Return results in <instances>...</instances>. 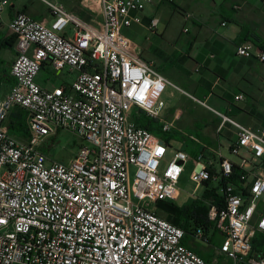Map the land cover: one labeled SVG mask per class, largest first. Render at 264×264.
<instances>
[{
	"label": "built area",
	"instance_id": "1",
	"mask_svg": "<svg viewBox=\"0 0 264 264\" xmlns=\"http://www.w3.org/2000/svg\"><path fill=\"white\" fill-rule=\"evenodd\" d=\"M44 1L51 21L19 11L9 23L17 55L14 83L0 97V264H264V252L253 249L256 235H264V128L212 108L143 58L124 29L143 23L151 0H96L102 17L96 23ZM9 3L0 0V12ZM158 23L152 18L147 29L156 33ZM237 53L264 62L253 42L238 45ZM46 68L76 77L46 87L37 80ZM167 90L218 115V133L232 124L235 139L216 147L192 133L176 137L183 111L168 105ZM15 108L27 112L28 139L9 130ZM140 113L171 137L139 126ZM60 130L84 141L68 162L43 149ZM190 142L203 147L190 152ZM225 148L236 158L225 157ZM187 174L204 193L185 203L200 202L206 224L181 227L157 212L159 200L179 204ZM216 234L222 242L210 260L185 243L210 246Z\"/></svg>",
	"mask_w": 264,
	"mask_h": 264
},
{
	"label": "crops",
	"instance_id": "2",
	"mask_svg": "<svg viewBox=\"0 0 264 264\" xmlns=\"http://www.w3.org/2000/svg\"><path fill=\"white\" fill-rule=\"evenodd\" d=\"M35 1L10 0L9 5L0 12V70L3 73L1 97L14 83L10 76V69L17 55L16 42L8 47L3 45L6 38L15 36L9 30L10 21L19 11L28 12L38 19L47 21L52 19L47 3L40 0L43 4H36ZM52 1L63 4L67 10L86 21L96 23L102 18L96 0ZM163 4H173L177 7L184 20L182 33L189 37L185 45L177 50L181 53V57L178 58L179 68L176 75L173 76L170 72L169 75L161 73L171 80L175 77L180 84H188L191 92L198 94L199 99L206 100L212 108L218 111L222 109L220 112L233 115L234 118L237 114L238 118L236 117L235 120L240 124L254 130L264 128V105H262L264 102V62L255 56L246 57L237 53L238 45L243 43L241 39L246 37L252 39L254 35L264 38V0H151L146 8L150 7L159 12ZM146 8L143 12V23L138 24L143 29H147L152 18L156 17L159 23L161 22L158 13L147 12ZM186 28L188 31H185ZM72 33V28L66 30V34ZM140 51L143 56L141 47ZM159 54H162V51ZM145 59L158 67L157 59L150 57H145ZM63 72H66L67 79L61 81L60 84L71 83L76 77V74H70L67 70ZM37 80L43 86H54L47 83L50 77L38 76ZM237 94H243L244 98L235 100ZM209 102L215 106L210 105ZM208 110L212 113L210 109ZM184 116L183 112L180 120ZM189 121L194 127L198 124L203 126L202 131L206 137L211 139L212 145L216 143L226 145L236 137L237 128L230 123L225 124L222 132L218 133L219 125L216 129H212L207 123L194 121L192 117ZM200 146L202 149L203 146ZM189 147L188 150L196 152L195 149H189Z\"/></svg>",
	"mask_w": 264,
	"mask_h": 264
},
{
	"label": "rangeland",
	"instance_id": "3",
	"mask_svg": "<svg viewBox=\"0 0 264 264\" xmlns=\"http://www.w3.org/2000/svg\"><path fill=\"white\" fill-rule=\"evenodd\" d=\"M41 1L36 0L35 2L36 4H43L42 3L43 1L42 2ZM43 8L46 9L45 5H43ZM146 10L147 12L154 11V13H158L160 15L161 22L159 23L157 32L153 33L145 28L143 29L138 24H133L132 26L125 28L124 32L128 36L133 38L137 43H139L144 53L143 57L145 55V57L157 59V65H158L157 69L160 72L164 73L165 75L167 74L169 75L170 72L174 76L176 75L179 68L178 58L181 57V53H179L177 50L178 48L180 49L185 45L186 39L189 37V35L182 33L184 20L181 18L177 7L173 4H163L160 7L159 12H157V10L150 9V7L146 8ZM160 51H162V54H159ZM65 73L66 72L56 75L51 73L50 70L46 68L40 72L39 77L41 78L50 77V80H48L47 82L49 83L48 85H55V84L58 85L61 83V81L67 79ZM172 81H174L176 84L180 85L186 90L189 89L188 91L191 92L190 90L191 88L189 87L188 84L185 83L180 84L175 77L172 79ZM197 95L195 96L197 97ZM165 97L167 99L169 106L171 104L175 106V108L181 109L185 113V116L178 122V127L180 128V130L182 132L194 134L195 136H197L202 140V143H205L207 145H212L211 139L206 137L202 131L203 126L199 124L197 125V127L192 126L193 121L190 120L192 121L190 122L189 118L192 117L194 121L198 120L207 123V125H210L212 129H216V126L219 125L221 122V118L215 113L213 112L211 113L205 106H203L199 102H196L195 100L190 99L180 93L171 95L170 90H167L166 94L164 95V98ZM209 104L214 105L212 102H209ZM262 105H264V102H262ZM221 110L222 109H220V111ZM256 111L259 112L258 110ZM242 112L246 113L245 110H242ZM236 115L237 114H235V118L237 117ZM231 117L234 118L233 115H231ZM179 132L177 131V134L175 135L176 137L180 136ZM154 134L160 137L165 133L164 134L154 133ZM165 135H166L165 137H167L170 134H165ZM51 142L53 143L51 157L52 159L61 162H68L70 159H72L75 156L76 152L78 151V148L82 144H84L82 138H80L75 133L67 130L66 131L60 130L56 135L55 140ZM215 146L218 147V143H216ZM190 148L195 149L196 152L201 150V146L198 144L196 145L193 142L190 143L189 149ZM223 155L231 159L236 158L227 148L223 150ZM170 159H171V155L168 154L166 160L163 162V165L168 163ZM135 172H136V167L131 166L130 168L131 181H133L135 177ZM179 185L183 189V193H184L181 199L178 201L179 204L189 202L191 200L190 197L191 194H194L196 196H202L204 193V186H201L200 188L196 189L197 184L189 178V174L183 176ZM134 200L137 201V199L135 198ZM161 215L163 217H166L164 214ZM221 242H222V236L219 234L215 235L213 239V244L210 246H206L203 243V241L189 244V239L185 240V243L194 250L198 248L205 251L206 253L212 254V256L215 255L217 247L220 246ZM220 264H225V263L221 262ZM228 264H235V263L234 261H230Z\"/></svg>",
	"mask_w": 264,
	"mask_h": 264
},
{
	"label": "trees",
	"instance_id": "4",
	"mask_svg": "<svg viewBox=\"0 0 264 264\" xmlns=\"http://www.w3.org/2000/svg\"><path fill=\"white\" fill-rule=\"evenodd\" d=\"M252 41L259 49L264 51V38L259 35L252 36V39L243 38L241 39L242 42L245 41ZM16 42V37L6 38L4 40V46H12ZM1 67V65H0ZM3 73L0 70V90L1 84L3 82ZM137 124L139 126L145 127L152 131L153 133H165L162 130V126L158 124L157 120L147 116L145 113H140L137 117ZM8 125L9 130L13 135H16L22 139H28L29 131L27 126V112L23 108H15L9 118H8ZM168 134V133H165ZM160 136L162 139H168L171 135ZM56 137V136H55ZM55 137L49 138L48 141L44 143L43 149L44 151L51 157L53 143L51 141L55 140ZM193 152L192 150H189ZM157 212L159 214H164L167 219H169L174 224L184 227L190 223V220H194L200 224L207 223L206 217V208L201 205L198 201H192L190 203H185L183 205H179L173 202L159 200L156 204ZM253 249L255 251H263L264 252V235L258 233L254 239ZM200 255H202L205 259L210 260L212 259V254L206 253L205 251L196 248L195 249Z\"/></svg>",
	"mask_w": 264,
	"mask_h": 264
}]
</instances>
